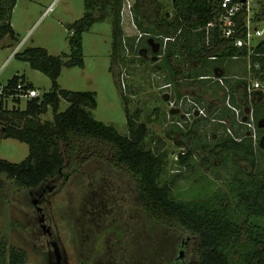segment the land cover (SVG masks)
<instances>
[{
	"label": "trees",
	"instance_id": "16d2710c",
	"mask_svg": "<svg viewBox=\"0 0 264 264\" xmlns=\"http://www.w3.org/2000/svg\"><path fill=\"white\" fill-rule=\"evenodd\" d=\"M16 4L17 0H0V38L7 35L17 38L11 22ZM172 4L173 12L169 13L160 0H135L131 10L141 36H126L122 27L124 0H85L84 15L70 27V54L52 55L44 47H27L16 53L51 79L52 90L29 99L23 109H9L7 101L19 82L34 87L24 76L15 75L4 86V95H0L2 137L29 145V154L21 162L0 157V174L19 187L36 186L64 168L91 180L88 199L95 208L94 218L88 221V234L82 233L84 225L79 218L72 214L67 217L80 264H178L194 241H198L197 255L189 257L187 264H264V224L251 219L264 217V171L258 167L259 148L251 137L244 134L237 140L228 134L227 139L217 143L228 151L218 158L220 166H226L229 158L235 162L237 173L231 182L239 192V202L222 187L207 198L182 199L175 194L172 183L163 180L169 157L164 140L158 139L154 148L146 146L150 129L138 120L137 114H131L128 102L125 109L129 133L123 135L115 126L92 117L89 109L98 106L95 92L60 86L64 64L85 65L84 32L95 22L106 19L112 22V59L114 64H119L120 72L114 70V64L111 69L117 83L131 55L141 54L144 47L150 49L149 38L162 42L165 37H175V41L169 40L166 45V54L171 47L182 43L188 52H197L201 59L247 56V46H235L233 39L221 36L217 26H208L222 14L218 0H172ZM260 5L257 22L264 21V0ZM244 14L239 17L241 24ZM255 50L264 54V39ZM67 56L68 60L64 61ZM252 62L260 63L261 73L256 76L264 79V55L253 56ZM63 99L69 106L62 111ZM49 108L53 110V119L42 121L41 115ZM198 122L196 119L194 123ZM178 129L185 136L199 135L195 128L184 131L178 126ZM178 144L186 145L187 153L180 155L178 163L187 170L194 157L195 141L193 145L192 142ZM205 158L213 165L209 157ZM242 162L251 167L250 171ZM113 175L124 179L134 195L136 206L131 221L123 220L120 212H115V217L109 220L110 211L98 207L110 204V197L102 196L107 190L102 185ZM4 191L0 180V198L6 199ZM240 204L246 212L240 210ZM103 239L105 244L101 245ZM27 258L25 249L9 246L0 237V264H26Z\"/></svg>",
	"mask_w": 264,
	"mask_h": 264
},
{
	"label": "rangeland",
	"instance_id": "374dc122",
	"mask_svg": "<svg viewBox=\"0 0 264 264\" xmlns=\"http://www.w3.org/2000/svg\"><path fill=\"white\" fill-rule=\"evenodd\" d=\"M160 1L166 11L173 12L172 0ZM134 2L135 0H131L132 5ZM129 3L124 0L123 9ZM130 11L132 10L129 7L126 8V15L122 21L124 35L134 31L138 35V29L129 19ZM84 13L85 0H17L11 13V22L17 38L13 39L9 35L0 38V88L7 85L15 75H19L31 82L42 95L51 91V79L42 71L33 68L28 61L17 57L16 53L27 47H44L52 55L70 54L72 34L70 27ZM112 33L110 19L95 22L89 31L84 32L85 65L82 67L64 64L59 77L61 88L95 92L98 106L89 109L92 117L115 126L123 135L129 133L125 109L128 102L131 114H137L138 120L145 122L150 129L145 141L146 146L154 148L158 139L164 140L169 157L163 180L172 183L178 197L186 200L207 198L222 187L229 191L234 201L239 202V192L234 190L231 182V177L237 173L235 162L229 158L228 164L222 167L218 158L210 157L209 150L213 149L216 142L213 130L210 127L204 129L202 123L197 125L199 136L193 137L198 146L193 150L191 166L187 170H182L183 174L174 175L172 170L174 155L181 148H186V145H179L178 142L190 144L192 136L178 132L175 121L180 117H176L170 111L167 88L164 86L166 81H163L164 77H157L161 73L154 65L156 63L153 64L159 58L154 57V53H149V57L147 53L131 55L117 83L115 72L111 69L114 64ZM257 41L259 38L255 37L253 42ZM68 58L69 56L65 57L64 61ZM114 66V70L120 72L119 64L115 63ZM155 71L156 81L153 82L152 76L155 77L153 75ZM68 106L69 102L63 99L60 110L63 111ZM6 107L23 109L26 107V100L22 99L21 103H18L10 97ZM156 109H163L165 112L159 114ZM40 119L52 120V108L43 113ZM194 122L195 120L188 123L184 131L195 128ZM1 130L2 125L0 157L16 163L23 161L29 154V145L15 138H3ZM256 147L259 148V145ZM205 157H209L213 165L206 162ZM258 162L259 169L264 171L262 150L258 151ZM242 163L245 169L250 171L251 167L246 162ZM109 179L102 185L107 189L106 192H102V196L110 197L108 203H112L113 208L110 204L109 206L101 204L98 207L100 209L102 207L103 211H110L107 217L109 220L115 217L113 216L115 212H120L123 220L131 221L130 215L134 212L136 203L129 184L117 175L110 176ZM0 180L3 181L4 193L7 194L6 199L0 198V237L5 239L9 246L27 251L26 264H80L67 217L72 214L73 217L79 218L84 225L82 233L88 234L90 230L88 221L94 218L92 212L95 208L88 199L91 180L85 175H75L69 168H64L58 175L47 177L32 187H19L3 174H0ZM239 206L241 211L246 212L245 207L241 204ZM251 219L264 224L262 216H253ZM104 241L101 240V245L105 244ZM197 245L198 241H194L178 264H187L186 260L189 257L196 256Z\"/></svg>",
	"mask_w": 264,
	"mask_h": 264
},
{
	"label": "crops",
	"instance_id": "0c3cea01",
	"mask_svg": "<svg viewBox=\"0 0 264 264\" xmlns=\"http://www.w3.org/2000/svg\"><path fill=\"white\" fill-rule=\"evenodd\" d=\"M127 1L130 2V5L131 0ZM129 5L127 4L123 9V20L124 15H126V8ZM129 19L132 21L133 26L138 29L134 23L132 11H130ZM138 32V35L141 36L139 30ZM134 33L135 31L126 35H137V33ZM171 41H175V39ZM260 41L255 44L258 45ZM168 42L169 40H166V37L162 42L149 38L150 49L144 47L140 53H147L148 57L150 56L149 53H154V57L159 58L153 64L156 63L154 65L159 68V73H161L157 77L166 78L165 80L163 78V81H166L164 86L167 88L166 95L169 100L188 95L207 108L208 116L198 118V123H202L203 127L205 126L204 129L210 127L213 130L216 145L209 150L210 157L219 158L221 155L228 153L227 150H222L221 147L217 146L218 142L227 139L229 134L226 131L227 127L233 129L235 135H238L237 138L242 139L241 135H249L250 130L245 122L249 120L251 115L254 116L258 128L259 139L257 141L253 140L254 144L257 146L259 142V149L264 152V93L257 92L254 95H249L246 92L247 78L250 73L247 58L210 56L201 59L197 52H188L182 43L177 44V47H171L169 54H166L164 49ZM156 72H153L154 76ZM152 79L155 82L156 76H152ZM188 107L189 104L183 106L181 110L175 108L170 111L176 117H180L182 110ZM232 107L240 110V120H238L236 111ZM156 110L159 114L165 112L163 109ZM255 111L257 114H255ZM207 119L211 121H207ZM223 120L226 123L222 122ZM198 123L195 124L196 131L199 130L197 128ZM206 124L208 125L206 126ZM260 138L261 142L259 141ZM194 141L191 138L192 145ZM195 145L198 146L196 143ZM260 150L257 149V154Z\"/></svg>",
	"mask_w": 264,
	"mask_h": 264
},
{
	"label": "built area",
	"instance_id": "2783aa9c",
	"mask_svg": "<svg viewBox=\"0 0 264 264\" xmlns=\"http://www.w3.org/2000/svg\"><path fill=\"white\" fill-rule=\"evenodd\" d=\"M260 1L262 0H218L221 8L222 14L208 23L209 27L217 26L220 30L222 37L233 39L235 46H247L248 54L246 56L249 68V76L247 78L246 92L249 95H254L257 92L264 93V79L256 76L258 73H261V65L259 62L253 63V56H263L261 52L255 50L257 44L253 42L255 37H258L259 40L264 39V21L257 22L255 21L256 15L259 13L261 8ZM129 8H132V5H129ZM243 15V22H240V15ZM244 33V36H240L239 33ZM175 37H166V40H174ZM122 79H124L122 77ZM169 86V85H168ZM0 95H4V87L0 88ZM42 93L39 89L35 87H28L26 83L19 82L17 87L14 90V93L11 95L12 98H18L28 101L34 97L41 96ZM7 99V98H6ZM170 108L171 109H182L183 106L189 104V107L185 110H182V115L179 119L175 121L177 126L185 129L188 123H192L194 120L208 116L207 108L200 105L192 97L184 95L180 98L171 99ZM237 114L238 120L241 119L240 110L236 107H232ZM222 122L226 123L225 120ZM250 130L249 137L254 141L258 139V128L255 123L254 116L251 115L249 120L245 122ZM227 132L237 138L235 133L230 127H227ZM187 153L186 148H181L175 155L172 164L173 172L180 173L182 170H186L185 166L179 164L180 155H185Z\"/></svg>",
	"mask_w": 264,
	"mask_h": 264
},
{
	"label": "water",
	"instance_id": "95a60500",
	"mask_svg": "<svg viewBox=\"0 0 264 264\" xmlns=\"http://www.w3.org/2000/svg\"><path fill=\"white\" fill-rule=\"evenodd\" d=\"M1 112H2V102L0 100V114H1Z\"/></svg>",
	"mask_w": 264,
	"mask_h": 264
},
{
	"label": "flooded vegetation",
	"instance_id": "af4514ba",
	"mask_svg": "<svg viewBox=\"0 0 264 264\" xmlns=\"http://www.w3.org/2000/svg\"><path fill=\"white\" fill-rule=\"evenodd\" d=\"M258 139H259V138H258ZM259 141L261 142V138H260V140H259ZM258 145H260V144H259V142H258ZM185 242H186V241H185ZM182 252H183V251H182ZM183 257H184V256H182V258H183ZM178 262H179V261H178Z\"/></svg>",
	"mask_w": 264,
	"mask_h": 264
}]
</instances>
